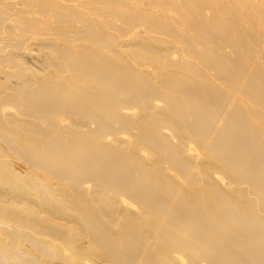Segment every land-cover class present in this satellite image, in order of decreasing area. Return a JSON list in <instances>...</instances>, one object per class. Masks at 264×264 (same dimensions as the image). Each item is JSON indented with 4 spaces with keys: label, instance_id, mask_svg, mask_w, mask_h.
<instances>
[{
    "label": "bare ground",
    "instance_id": "obj_1",
    "mask_svg": "<svg viewBox=\"0 0 264 264\" xmlns=\"http://www.w3.org/2000/svg\"><path fill=\"white\" fill-rule=\"evenodd\" d=\"M0 264H264V0H0Z\"/></svg>",
    "mask_w": 264,
    "mask_h": 264
}]
</instances>
